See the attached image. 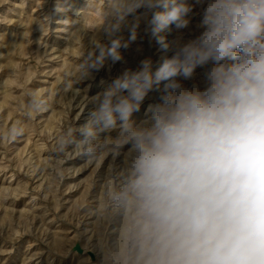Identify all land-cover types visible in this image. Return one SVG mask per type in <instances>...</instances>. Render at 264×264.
Masks as SVG:
<instances>
[{
    "label": "clouds",
    "instance_id": "clouds-1",
    "mask_svg": "<svg viewBox=\"0 0 264 264\" xmlns=\"http://www.w3.org/2000/svg\"><path fill=\"white\" fill-rule=\"evenodd\" d=\"M197 7L201 31L185 40ZM142 23L171 55L155 69L150 58L124 68L58 144L86 163L122 157L109 165L101 208L110 264H264V0H108V43L93 39L78 77L121 61ZM173 25L172 41L159 35ZM48 107L29 93V117ZM24 134L18 123L4 137Z\"/></svg>",
    "mask_w": 264,
    "mask_h": 264
},
{
    "label": "rangeland",
    "instance_id": "rangeland-1",
    "mask_svg": "<svg viewBox=\"0 0 264 264\" xmlns=\"http://www.w3.org/2000/svg\"><path fill=\"white\" fill-rule=\"evenodd\" d=\"M107 9L108 0H0V264H110L111 225L101 208L109 165L119 166L122 157L86 163L74 145L60 152L59 140L69 124L86 122L91 97L124 68L135 69L150 58L155 69L171 53L142 23L136 40L121 48V61L78 77L93 39L108 43L102 28ZM201 19L197 7L185 40L199 34ZM122 35L128 39L130 33L125 29ZM159 35L172 41L178 33L173 25ZM195 82L203 87L202 69ZM33 91L49 107L29 117ZM151 102L133 115L134 122L149 115ZM18 123L25 134L15 141L5 138ZM75 136L81 138L79 132Z\"/></svg>",
    "mask_w": 264,
    "mask_h": 264
},
{
    "label": "bare ground",
    "instance_id": "bare-ground-1",
    "mask_svg": "<svg viewBox=\"0 0 264 264\" xmlns=\"http://www.w3.org/2000/svg\"><path fill=\"white\" fill-rule=\"evenodd\" d=\"M121 64V63H120ZM121 66V65H120ZM123 68V67H122Z\"/></svg>",
    "mask_w": 264,
    "mask_h": 264
}]
</instances>
